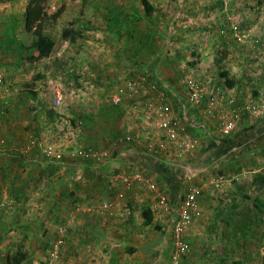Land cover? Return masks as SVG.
<instances>
[{
	"label": "rangeland",
	"instance_id": "1",
	"mask_svg": "<svg viewBox=\"0 0 264 264\" xmlns=\"http://www.w3.org/2000/svg\"><path fill=\"white\" fill-rule=\"evenodd\" d=\"M149 1L155 7L151 19L146 17L139 0H47L45 7L50 17L61 13L56 21L50 17L45 21V31L54 43L47 57L31 63L26 59L27 52L20 48L21 43L29 46L33 41L22 21L29 0H0V135L5 141L0 153L7 144L9 149L18 146L16 135L20 136L21 145L38 138L39 142L59 145L66 153L82 147L109 150L112 142L127 130L136 132L140 138L138 147L147 153L146 145H155L163 138L153 118L137 108L134 101L125 100L116 107L107 103L108 97L116 85L138 73L151 75L154 81L160 79L171 95L182 92L186 76L193 77L217 98L210 109L203 103L189 111L197 120L187 128V133L200 141L192 160L203 164L199 169H205V175L188 184L183 194L193 186L200 187L201 211L208 217L202 215L192 223L199 222L197 226L202 228L197 241L193 242L187 231L189 251L181 264L261 261L264 219L260 217L247 224L254 233L248 232V227L245 232L243 225L248 223L245 216L250 215L252 207V200L244 197H264V189L254 186L255 179L258 183L259 177H264V170L263 174L255 172L264 167V144L248 147L250 142H242L230 150L246 148L236 160H231L234 153L215 160L209 147L211 140L218 137L220 143L264 118V115L246 117L241 127L229 136H222L218 128L220 119L230 117L235 108L264 101V0ZM65 28L79 32L75 42L62 37ZM29 89L38 93L37 100L43 101L42 104L24 103V98H32L27 94ZM58 89L64 100L61 107L55 108L53 102ZM51 111L55 113L53 116ZM118 148L114 150L119 151ZM8 154L12 163L22 157ZM156 158L173 164L182 159L174 155ZM46 161L50 165L60 163ZM78 162L87 165L83 173L96 181L93 165L96 161ZM140 172L156 183L161 192L169 193L165 185L169 176L163 169ZM220 177L226 179L225 185L216 188L211 182ZM135 191L147 200L146 205L157 204L156 194L145 186L137 185ZM14 205L11 203L4 211L11 213ZM231 210L244 212V216H234L227 225L220 222L217 214L225 211L229 215ZM162 219L164 222L162 225L158 222V227L165 226L164 237L168 239L164 256L172 264L171 220L169 216ZM12 225L10 222L11 228L7 227L2 236L0 264L19 251L34 253V264H96L95 245L79 248L73 239L76 235L41 233L34 241L36 235L13 234ZM91 235L84 236L88 240V236L93 238ZM60 240L58 257L51 261L50 250ZM14 242L15 246L10 248ZM34 243L38 249L31 248ZM20 244L21 248L16 246Z\"/></svg>",
	"mask_w": 264,
	"mask_h": 264
},
{
	"label": "crops",
	"instance_id": "2",
	"mask_svg": "<svg viewBox=\"0 0 264 264\" xmlns=\"http://www.w3.org/2000/svg\"><path fill=\"white\" fill-rule=\"evenodd\" d=\"M25 11L26 8L24 9V12ZM20 53L19 56H22ZM155 80L160 85L164 84V82L158 78H155ZM31 91L32 90L29 89L27 94H31L29 93ZM24 94H26V92ZM170 97V105L177 113L181 114L182 108L178 103L180 95L173 93L172 95L170 94ZM24 100H26L24 101L26 104L36 101H38V104L43 103V101L37 100V98H33V96L32 98H24ZM2 117L4 118V116ZM184 120L190 125L189 127H191L193 122L197 119H195L193 115L188 114ZM130 132L137 135L135 131H126V133ZM245 133L246 132H244V134ZM260 134L261 133L258 135ZM16 136L18 146L9 149L10 146L7 144V148L2 149L0 153V202L9 198L12 203H15L11 213L4 210L0 212L1 249L4 248V245L1 244L3 243L2 236L7 227L11 228L10 222H12L14 224L12 225L13 229L15 230L13 234H33L36 235L34 241H37L39 237H41L39 236L41 233L42 235H59L60 232L61 234L76 235L77 237H73V239L76 240V244L79 248L80 246H82V248L89 246L91 243L93 246L95 245L93 248L96 247V264H170L168 263L167 256H164V251L168 246V239L164 237V235L167 234L166 228L165 226L158 227V222L162 225L164 222L162 218L169 216L171 220L170 231L172 233V223L175 219L174 214L172 212L168 213L162 207H158V203L151 207L149 204L146 205L145 203L147 200L141 198L135 191L137 185L133 189L127 192L125 191L124 198L119 200L118 193L122 190L121 183L110 182L104 175L122 173L133 174L141 170L163 169L170 177V181L165 182L168 189L166 191H169L168 194L166 193L169 202L171 205L177 206L189 190L187 189L186 193L183 194L188 184L196 180L198 181L199 178L205 175V169H199L203 164L192 160L194 154L191 155V157L189 156L190 158L188 160V157H185L186 159H180L173 164L161 160L158 161L155 156L142 152L137 145L139 143H136L127 147L129 149L118 148L119 151L112 150V157L107 164H93L96 167V181H92V179L89 180L87 178L88 174L83 173V169L87 165H78V160H75V163H66L70 158L63 159L62 162L60 161V163H58L59 165H50L42 156L41 149H38L37 146L27 150L31 140L29 143L21 145L20 136ZM246 137L247 139H244L242 142H251L252 138L256 137V134ZM34 139L39 141L38 138ZM217 141L218 137L215 140H211L210 144L212 142L219 143ZM238 142L241 143V140ZM245 149V147L240 149L238 153L239 159L240 156L245 153ZM8 152L22 157L17 158L20 160L12 163ZM210 153L213 152L210 151ZM225 153L226 151L221 153V156H217L215 153L212 155L215 157V160H221V157L223 158L228 155V153L227 155ZM184 159L186 161H184ZM178 170H183L184 173H180ZM263 170L264 167L255 172L262 173ZM172 171L178 172L173 173ZM255 185H258V188L264 189V177H259L258 183L255 179L254 186ZM179 196L181 197L179 198ZM244 198L252 200V207H250L251 213L245 216L248 219V223L244 222L243 225V228L246 230L245 232H247V224H251L254 219H259L260 217L264 219V214H261L254 208L255 200L258 198L264 200V197L254 196L252 198L248 195ZM155 200L158 201L157 197ZM108 203L114 204L110 208L103 209V206L109 205ZM76 205H79V208L75 210L73 208ZM69 210L71 212H69ZM202 215L208 217L206 213L202 214L201 211V216ZM217 215H220V222H225L227 225L228 221L231 223L234 216L243 217L244 212L238 211L237 213L231 210L228 215L225 211H221V213ZM150 218H152V224H148ZM90 222L96 224L93 225ZM198 223L199 222H195L187 230L190 236L189 238L193 242L197 241V236L199 234H202L199 233L202 228L197 226ZM153 224L156 227H153ZM249 228L251 230V226L248 227V232L254 233V231H250ZM235 232L237 234L240 232L239 226L236 228ZM91 233L93 234L91 235L93 238L91 239L89 238L90 236H88V240H86L87 238L84 235H90ZM81 241H84L83 244ZM16 242H19V240L16 239ZM35 243L32 245L33 247H31L33 250H35V248L38 249V245L36 246ZM14 246L15 242L10 245V248ZM16 246L21 248L23 245L20 244ZM23 253L27 254V259L21 264L35 263L33 258L34 253H30V255L27 252ZM4 263L10 264L8 260ZM231 263L260 264V261H241V263L240 261H231Z\"/></svg>",
	"mask_w": 264,
	"mask_h": 264
},
{
	"label": "built area",
	"instance_id": "3",
	"mask_svg": "<svg viewBox=\"0 0 264 264\" xmlns=\"http://www.w3.org/2000/svg\"><path fill=\"white\" fill-rule=\"evenodd\" d=\"M2 77L0 75V83ZM115 91L108 97L107 103L119 106L125 100L134 101L133 103L151 116L157 127L162 132L163 138L157 144L150 143L146 145L147 153L151 156L158 157L160 155L171 156L177 158H185L193 155L199 145V139L187 133L189 124L184 120L188 116L190 109L197 107L203 103H207L208 108L215 104L216 96L213 91L193 77L186 76L184 79V88L182 92L175 94L180 95L179 105L182 108L181 114L177 113L170 105V92L166 84L160 85L157 81L152 80L150 76L143 73L135 74L133 78L126 80L121 85H116ZM64 95L61 90H57L54 99L55 108L62 106ZM264 101L260 104L245 103L243 106L232 110L230 117L220 119L219 130L222 136H229L241 127L246 117L263 116ZM138 135L125 133L117 137L111 144L110 149H94L91 147L74 148L66 153L62 147L53 143H42L36 139L30 141L29 147L38 146L41 149L42 156L47 160L62 161L65 157L71 160H94L99 164H107L112 155L114 148H127L139 143ZM5 141L0 135V147L4 146ZM129 149V148H127ZM126 149V150H127ZM104 177L110 182L121 183L122 190L118 193V199H123L125 193L133 189L136 185H143L151 192L156 194L158 199V207L164 208L168 213L174 214L172 237L174 241V253L172 254V264H181L183 257L189 251V245L186 241V233L189 226L201 216L200 198L202 189L198 186L189 188L182 201L173 206L170 204L168 196L161 192L156 183L144 177L140 172L133 174H114ZM225 179L223 177L211 182L216 188L224 186ZM126 191V192H125ZM9 198L0 202V211L11 206ZM103 206V209L110 208L114 203ZM62 241L56 243L49 253L51 261L58 257V249Z\"/></svg>",
	"mask_w": 264,
	"mask_h": 264
},
{
	"label": "trees",
	"instance_id": "4",
	"mask_svg": "<svg viewBox=\"0 0 264 264\" xmlns=\"http://www.w3.org/2000/svg\"><path fill=\"white\" fill-rule=\"evenodd\" d=\"M139 1L141 5L144 7L146 17L151 19L155 13L154 5L149 0H139ZM46 2L47 0H29L27 9L23 14L25 30L28 33L33 35V41L31 45L29 46H26L21 43L20 48L27 52L26 59L31 63L38 61V59H40L41 57H45V56L47 57L50 53V46L54 43L53 37L47 34L45 31L46 30L45 21L49 19L50 17L46 12V7H45ZM60 14L61 13L58 12L52 15L50 18L53 21H56L59 18ZM78 35H79L78 31H74L69 28H65L62 32V37L66 41H69L71 43L75 42ZM20 54L23 55L22 53ZM29 93H31L33 98L38 97V93L33 90ZM50 114L51 116H53L55 113L54 111H51ZM241 131H239L235 136L231 138L222 139L220 143L212 142L210 144L209 150L217 154V156H221V153H223L224 151H226L225 153L226 155L228 153V155L230 156H232V153H234V155L231 157V160H236L237 158H239V154H238L239 151L230 152V150L233 149L235 146L241 144L244 139H247L246 136L256 134V137L252 138V141L250 142V146L248 147L262 145V143H264V118L258 121L256 125L249 127V129H244ZM244 132L246 133L244 134ZM259 133L261 134L258 135ZM241 135H244V136H241ZM239 140H241V143L238 142ZM165 180L169 182L170 177L165 178ZM254 208L257 211H259L261 214H264V200L259 199V198L255 200ZM151 220L152 218L149 219L148 224L151 223ZM26 259H27L26 253L18 252L16 255L12 257H8L7 260H8V263L10 264L12 263L21 264ZM260 264H264V250H263V253L261 254Z\"/></svg>",
	"mask_w": 264,
	"mask_h": 264
}]
</instances>
